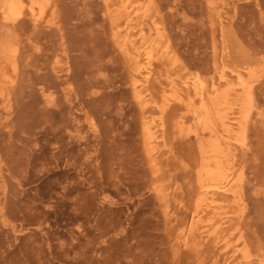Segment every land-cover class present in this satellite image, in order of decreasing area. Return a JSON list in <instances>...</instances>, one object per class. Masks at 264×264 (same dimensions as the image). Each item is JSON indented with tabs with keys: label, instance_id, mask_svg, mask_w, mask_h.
I'll return each mask as SVG.
<instances>
[{
	"label": "rangeland",
	"instance_id": "rangeland-1",
	"mask_svg": "<svg viewBox=\"0 0 264 264\" xmlns=\"http://www.w3.org/2000/svg\"><path fill=\"white\" fill-rule=\"evenodd\" d=\"M7 1L0 264H264V0Z\"/></svg>",
	"mask_w": 264,
	"mask_h": 264
},
{
	"label": "bare ground",
	"instance_id": "bare-ground-1",
	"mask_svg": "<svg viewBox=\"0 0 264 264\" xmlns=\"http://www.w3.org/2000/svg\"><path fill=\"white\" fill-rule=\"evenodd\" d=\"M33 2H32V4H39L40 5V2L42 1H37V0H32ZM44 1V0H43ZM6 2V1H5ZM20 2H21V0H8L7 1V3H5L7 6H8V8H9V11L11 12V13H15V12H17V10L19 9V6H20ZM43 5V4H42ZM3 6V5H2ZM5 6V5H4ZM22 6V5H21ZM21 9H23V7L21 8ZM18 11H20V9L18 10ZM22 11V10H21ZM20 11V12H21ZM17 15H18V13H16ZM15 14V15H16ZM5 47V46H4ZM9 48V47H8ZM8 48H6L5 47V49H4V52H3V54L4 53H7V52H9V50H8ZM3 50V49H2ZM13 51V50H12ZM2 53V52H1ZM9 54V53H8ZM10 55V54H9ZM13 58V57H12ZM1 60V59H0ZM7 77V76H6ZM148 80H149V82H151L152 80H153V74L152 73H150V75L148 76ZM242 86L244 87V88H246L247 87V84H246V82L244 81V80H242ZM178 104H180L181 106H185V107H187V109H191V107H192V105H191V103H186V104H184V101H178ZM169 109V105H165L164 106V111H166L167 112V110ZM200 109H201V113L199 114L198 112H194L193 114L195 115V117H194V120L196 121V124H197V126H198V128H199V130H201V129H205V130H209L211 133H213V139H212V146H213V148L214 149H221V146H222V144H221V140H220V136L219 135H217V133H216V131H214V129H213V113H212V110L207 106V104H206V102H205V100H204V98H203V96H201V106H200ZM182 118H185V117H182ZM217 120H218V122L220 123V125L222 126V128L224 129V131H226V132H230V127L227 125V122H226V115H225V113H222L221 111H219L218 113H217ZM194 139H195V141L198 143V148H199V155H200V158L199 159H203V157H204V147L203 146H201L202 145V134L199 132V131H197L196 132V134H195V137H194ZM197 153H198V151H197ZM218 166L219 167H221V163L220 162H218ZM221 170H218L217 172H214L213 173V176H215V175H220L221 174V172H220ZM208 188V186L206 185V183H205V180H203L202 178H198V189L201 191L200 193L202 194L204 191H205V189H207ZM216 188H222L221 186H216ZM224 189H226V191L228 192V193H232V194H234V195H236L237 194V192H235L234 190H233V185H231V186H225V187H223ZM199 192V191H198ZM200 195V194H199ZM198 195V196H199ZM200 197V196H199ZM201 198V197H200ZM201 205H202V203H201V201H198L197 202V204L195 205V210L196 211H198V213H199V210H200V208H201ZM195 210H194V212H195ZM195 214V213H194ZM198 215V214H197ZM199 218V217H198ZM199 220H201V218L199 219ZM217 230V228H215V231Z\"/></svg>",
	"mask_w": 264,
	"mask_h": 264
}]
</instances>
